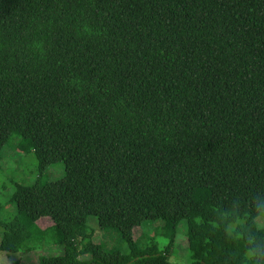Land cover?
Masks as SVG:
<instances>
[{
	"label": "trees",
	"instance_id": "trees-1",
	"mask_svg": "<svg viewBox=\"0 0 264 264\" xmlns=\"http://www.w3.org/2000/svg\"><path fill=\"white\" fill-rule=\"evenodd\" d=\"M18 144L37 178L1 251L171 264L185 223L194 262L264 264V0H0V161ZM139 211L165 247L135 235Z\"/></svg>",
	"mask_w": 264,
	"mask_h": 264
},
{
	"label": "rangeland",
	"instance_id": "rangeland-1",
	"mask_svg": "<svg viewBox=\"0 0 264 264\" xmlns=\"http://www.w3.org/2000/svg\"><path fill=\"white\" fill-rule=\"evenodd\" d=\"M12 147L6 148L3 153L2 160L0 161V204L3 209L0 211V222H5L12 219L16 213V208L13 206L9 208L6 206L8 200L13 194L16 184L32 185L37 178V161L34 155L27 154L28 144H18L11 150ZM63 165H57L52 167L44 176L43 180L59 181L64 177ZM254 216L259 224H264V203H260L253 209ZM132 223L135 228V235L138 237L141 233L149 237H152L160 247H165L167 241L164 238L156 236V230L158 223L152 224V226L142 227V222L145 220L143 212L139 211L131 216ZM38 225L44 229L51 225L46 220H40ZM89 225L92 228L96 227L94 219H89ZM3 230L0 227V243L2 240ZM62 240L61 236L58 237V242ZM108 242L111 244H118L119 239L115 236L106 237L104 233L97 230L94 236L95 243ZM158 249L154 248L153 253L157 254ZM63 254V248L59 244H52L36 249L32 252L24 253V251L18 253H8L0 250V264H38L43 257H57ZM89 258V257H88ZM171 264H198L194 262L190 256L188 250V244L186 239V225L181 223L178 228L175 245L169 257Z\"/></svg>",
	"mask_w": 264,
	"mask_h": 264
}]
</instances>
